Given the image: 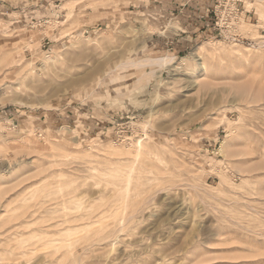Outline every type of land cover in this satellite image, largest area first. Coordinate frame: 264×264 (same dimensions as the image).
I'll return each mask as SVG.
<instances>
[{
  "label": "rangeland",
  "instance_id": "rangeland-1",
  "mask_svg": "<svg viewBox=\"0 0 264 264\" xmlns=\"http://www.w3.org/2000/svg\"><path fill=\"white\" fill-rule=\"evenodd\" d=\"M0 264H264V0H0Z\"/></svg>",
  "mask_w": 264,
  "mask_h": 264
},
{
  "label": "bare ground",
  "instance_id": "bare-ground-1",
  "mask_svg": "<svg viewBox=\"0 0 264 264\" xmlns=\"http://www.w3.org/2000/svg\"><path fill=\"white\" fill-rule=\"evenodd\" d=\"M262 14V13H261ZM197 56H199V57H202V56H200L199 54H197ZM190 58H193V59H196V53H195V56L194 57H190ZM153 60H155L156 62H161L162 64L163 63H167L168 61H169V59H170V57H167V56H158V57H153L152 58ZM183 61H185V60H189V57H186V58H184V59H182ZM154 62V61H153ZM171 63V62H170ZM192 64V63H191ZM166 65V64H165ZM164 65V66H165ZM167 65H168V63H167ZM192 65H199V66H201V67H205V65H204V63L200 60V59H196V63H194V64H192ZM162 66V65H161Z\"/></svg>",
  "mask_w": 264,
  "mask_h": 264
}]
</instances>
